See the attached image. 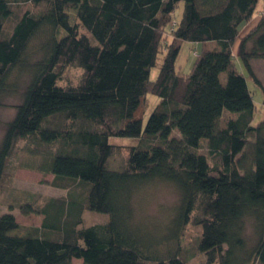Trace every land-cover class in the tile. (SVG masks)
<instances>
[{
    "label": "trees",
    "instance_id": "16d2710c",
    "mask_svg": "<svg viewBox=\"0 0 264 264\" xmlns=\"http://www.w3.org/2000/svg\"><path fill=\"white\" fill-rule=\"evenodd\" d=\"M260 1V19L240 36ZM236 40L247 76L235 67ZM184 43L217 48H202L183 75ZM255 59H264V0H0V107L20 99L0 142V186L24 141L32 154L45 149L42 171L65 191L41 209L21 206L43 215L23 234L13 214H0V264H188L180 238L190 223L200 227L203 264H264ZM68 68L81 76L62 84ZM148 94L157 103L143 126ZM112 138L135 141L118 167L110 162L124 145ZM160 187L177 194L160 206L165 223L135 210ZM86 212L108 219L84 226Z\"/></svg>",
    "mask_w": 264,
    "mask_h": 264
},
{
    "label": "rangeland",
    "instance_id": "374dc122",
    "mask_svg": "<svg viewBox=\"0 0 264 264\" xmlns=\"http://www.w3.org/2000/svg\"><path fill=\"white\" fill-rule=\"evenodd\" d=\"M183 2H178L175 6L174 12L171 15L172 21L178 22L183 13ZM262 3L259 2L252 18L241 26L240 36L248 33L253 29L258 20L260 19V10ZM73 20L74 13L70 12ZM202 44L184 43L180 49V53L176 60V69L179 73L185 75L189 73L191 66L196 59L197 55L201 53ZM209 49L217 48L216 44H210ZM196 53V55H194ZM232 53L234 57L236 69L247 76V72L243 67L242 62L239 60L238 53V40H236L232 46ZM160 63V60H158ZM253 73L259 80L264 90V59H255L250 61ZM158 74V67L150 69V80H154ZM81 76V70L77 68H68L62 74V84L69 82L75 83ZM248 85L252 91L253 103L255 106V117L253 125H256L263 118V92L257 87L252 80L248 78ZM19 94L10 96L5 99V103L0 107V142L5 131V125L9 122L15 114V105L19 103ZM146 102V101H145ZM146 112L143 116L142 125L144 126L147 118L157 103V98L151 94L147 95ZM135 141L128 138H112L110 143L124 145L121 146L111 159L110 165L112 167L120 166L125 158L126 145L134 144ZM32 149H36L35 146H27L24 141L17 143L13 149L12 154L7 160L5 173L2 184L0 186V214L10 212L13 214L18 222V229L16 233L23 234L30 228H38L41 225L43 215L28 212L22 210V205L28 203L34 208L41 209L49 198H59L65 195V191L52 187V176L46 171H42L45 167V158L42 153L45 149L38 147V153L32 154L29 152ZM147 200L145 204H139L135 206V210L140 213H148L151 216H156V219L161 218L160 206L168 208L177 201V194L175 190L170 187H160L156 190H151L147 193L146 197H142ZM142 205H145V210ZM140 208V209H139ZM159 216V217H158ZM108 216L105 214H98L94 212H86L83 214L84 226L95 224L98 222L107 221ZM161 222H167L166 219L161 218ZM155 224V220L150 218L146 225L150 228ZM159 230V229H157ZM158 232V231H157ZM200 235V227L198 225L188 224L183 234L181 235V246L184 260L188 264H203L204 259L200 252L197 250V241ZM80 260H74L73 264H80Z\"/></svg>",
    "mask_w": 264,
    "mask_h": 264
},
{
    "label": "crops",
    "instance_id": "0c3cea01",
    "mask_svg": "<svg viewBox=\"0 0 264 264\" xmlns=\"http://www.w3.org/2000/svg\"><path fill=\"white\" fill-rule=\"evenodd\" d=\"M197 45H199V44H197ZM209 45H210V43L202 44L201 46H202V48H205V47H207V46H209Z\"/></svg>",
    "mask_w": 264,
    "mask_h": 264
}]
</instances>
